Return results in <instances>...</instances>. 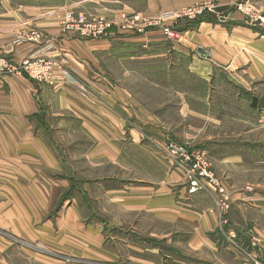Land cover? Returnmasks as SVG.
<instances>
[{"label":"crops","instance_id":"1","mask_svg":"<svg viewBox=\"0 0 264 264\" xmlns=\"http://www.w3.org/2000/svg\"><path fill=\"white\" fill-rule=\"evenodd\" d=\"M241 1L0 0V55L67 62L44 83L0 77V264H100L118 258L120 241L249 264L225 246L213 197L189 194L164 157L167 140L206 150L230 195V229L250 248L256 234L264 252V183L247 175L264 161V109L252 104L264 99V31ZM203 3L213 11L175 21V39L153 28L83 39L59 27L68 10L156 17Z\"/></svg>","mask_w":264,"mask_h":264},{"label":"built area","instance_id":"2","mask_svg":"<svg viewBox=\"0 0 264 264\" xmlns=\"http://www.w3.org/2000/svg\"><path fill=\"white\" fill-rule=\"evenodd\" d=\"M239 10L246 21L259 26L264 31L263 13L254 11L253 6L249 3L240 5ZM211 11H213V7L205 3L162 11L158 16L152 18L145 17L140 12H121L115 17L103 18L68 10L59 23V27L64 33H71L83 39L108 38L116 32L139 34L148 28L157 27L169 39H175L178 36L177 31L173 28L175 21L198 19ZM219 19L222 20L223 17H219ZM24 36L28 40L36 41L43 38V34L39 31H30ZM14 59L0 55V77L11 73H20L38 83H44L50 81L54 71L63 69L67 64L64 57L55 60L51 57L27 56L21 58L19 62H15ZM261 119L264 120V111ZM161 150L173 168L185 176L189 194L203 191L213 197L218 218V232L225 238V241L245 255L251 264H264V261L260 260L254 250L258 246V240L254 237L251 240L250 248L239 243L236 234L230 229L228 220V212L231 209L230 195L222 179L213 170L206 150L190 147L175 140H167Z\"/></svg>","mask_w":264,"mask_h":264},{"label":"rangeland","instance_id":"3","mask_svg":"<svg viewBox=\"0 0 264 264\" xmlns=\"http://www.w3.org/2000/svg\"><path fill=\"white\" fill-rule=\"evenodd\" d=\"M246 3L251 4L253 6L254 11H259L264 14V11L258 10L257 7L248 0L241 1L237 5V9L239 10V6L245 5ZM5 7L6 5H3L0 2V13H2L3 11H6ZM135 12H138V11H135ZM142 14L144 15V13ZM144 16L147 17L146 14ZM154 29H159V28L154 27L153 30ZM261 117L262 115H259L258 118L257 117L256 118L259 123L264 124V120H262ZM212 167L214 170L213 164H212ZM247 168L249 169L248 171H250V172H247V175L251 176L256 182L261 181L264 183V161L260 164H256V162H254L251 165H247ZM262 192H263L262 194H264V190H262ZM256 236L257 235L254 234V236H251L250 239L252 240L255 237L257 240H259L258 237ZM121 237L124 240H126L125 237L123 236ZM239 243H240V240H239ZM175 246L177 247L175 251H178L177 249H181L178 245H175ZM225 246H230V245L228 244V242L225 241ZM116 247L118 251V258L115 261H110L108 258H101V260H93V261L100 263V264H196L194 261H192L189 258V254L187 251L185 253H181V255L180 254L178 255L174 253L173 251H171L170 250L171 247L168 245H164L163 247L164 249L162 250L163 251L162 253L158 251L160 254H158V252H152V251L140 252L139 250H136V249L131 248L130 246H127V244L122 241L118 242ZM231 249H233L232 251H234V253H237L240 257H246L245 255L244 256L241 255L239 253L240 251L237 250L235 247L231 246ZM255 252L259 256L260 260L264 261V252L262 253L258 251H255ZM229 257H231V255H229ZM248 263L251 264V261L249 259H248Z\"/></svg>","mask_w":264,"mask_h":264},{"label":"trees","instance_id":"4","mask_svg":"<svg viewBox=\"0 0 264 264\" xmlns=\"http://www.w3.org/2000/svg\"><path fill=\"white\" fill-rule=\"evenodd\" d=\"M252 104L254 107H258L260 109H264V99H262L261 101L253 99Z\"/></svg>","mask_w":264,"mask_h":264}]
</instances>
